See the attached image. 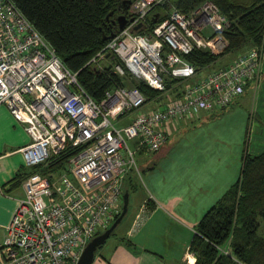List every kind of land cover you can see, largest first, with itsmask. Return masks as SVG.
I'll return each mask as SVG.
<instances>
[{
    "label": "built area",
    "instance_id": "2783aa9c",
    "mask_svg": "<svg viewBox=\"0 0 264 264\" xmlns=\"http://www.w3.org/2000/svg\"><path fill=\"white\" fill-rule=\"evenodd\" d=\"M167 1L132 0L127 8L132 21L85 65L101 70V62L116 58L130 78L162 94L167 93L165 79L182 83L179 97L116 126V121L149 102L161 101H146L138 89L127 87H115L100 102L92 101L76 74L63 66L10 0H0V105L28 137L20 150L24 166L43 164L67 144L85 146L68 159L67 173L51 180L33 173L21 181L22 196L14 200L3 227L0 264H76L85 245L119 214L125 174L129 168L138 173L136 150L157 153L175 130V122H191L202 112L226 109L257 77L262 52L253 48L193 79L200 69L183 57L193 50L223 47L210 36L222 32L227 21L209 1L188 14L170 8L148 34L133 33L154 7ZM113 72L124 73L120 64L113 66ZM127 141L135 147L129 148ZM150 200L145 199L134 215L129 234L139 228ZM191 256L187 250L183 263L193 264ZM91 264L106 263L94 259Z\"/></svg>",
    "mask_w": 264,
    "mask_h": 264
},
{
    "label": "trees",
    "instance_id": "16d2710c",
    "mask_svg": "<svg viewBox=\"0 0 264 264\" xmlns=\"http://www.w3.org/2000/svg\"><path fill=\"white\" fill-rule=\"evenodd\" d=\"M123 1L132 0H10L63 66L76 74L78 85L92 101L100 102L104 93L115 87L136 88L146 101H157L162 98V93L130 78L116 58L101 62V70L85 66L107 43L104 38L119 32L115 19L123 13ZM204 1L213 3L227 21L222 32H214L210 36L212 42L220 40L223 47L217 52L193 50L183 57L188 64L202 70L227 54L253 48L262 50L264 0H168L154 7L146 16L145 23L133 33L148 34L155 23L165 19L170 8L188 14ZM115 64L121 65L123 76L113 72ZM175 82L164 80L165 92L173 98L179 97L178 91L172 90ZM132 144L131 149L135 147V143ZM84 147L67 144L57 156L43 164L26 167L25 172L16 174L8 184L18 187L26 176L33 173L51 180L50 174L65 171L68 159ZM143 152L146 151L138 149L134 156ZM132 176L136 177V173L129 168L124 177L123 193L135 190ZM188 252L194 258L193 264H264V152L243 156L239 178L198 221Z\"/></svg>",
    "mask_w": 264,
    "mask_h": 264
},
{
    "label": "crops",
    "instance_id": "0c3cea01",
    "mask_svg": "<svg viewBox=\"0 0 264 264\" xmlns=\"http://www.w3.org/2000/svg\"><path fill=\"white\" fill-rule=\"evenodd\" d=\"M261 52L257 77L226 109L175 122L160 151L136 155L143 197L120 234L100 247L96 260L184 264L196 224L236 183L243 156L264 152V44ZM27 144L21 125L0 105V239L14 200L22 196L20 185L11 187L8 182L25 172L20 150ZM136 178H131L135 190ZM147 198L151 200L141 224L129 234L130 223Z\"/></svg>",
    "mask_w": 264,
    "mask_h": 264
},
{
    "label": "rangeland",
    "instance_id": "374dc122",
    "mask_svg": "<svg viewBox=\"0 0 264 264\" xmlns=\"http://www.w3.org/2000/svg\"><path fill=\"white\" fill-rule=\"evenodd\" d=\"M207 33L208 30H206ZM221 50V49H220ZM199 51H210L212 52L211 50L207 49V50H199ZM219 50H214V52H217ZM242 53V52H241ZM240 54V53H239ZM235 56L237 55V53H230V54H227L219 59H217L213 64H210L209 66H207L206 68L198 71V73L194 76L193 79H199L200 77H203L204 75L212 72V71H215L217 69H220L228 64H226L232 56ZM236 57V56H235ZM234 57V58H235ZM234 60V59H233ZM232 60V61H233ZM226 64V65H225ZM174 86V88L172 90L174 91H178V93H180V89L182 88V83L181 82H175L172 84ZM158 92V91H156ZM160 93V92H159ZM165 94V95H164ZM164 94H161L162 98L160 99H157V101H161L159 103H155V102H149L148 104L144 105L142 108H140L139 110L135 111V112H132L131 114H129L128 116H126L125 118L121 119V122H116L115 125L116 126H123L125 125L127 122V120L129 119H132L135 117V115L139 112H145V111H148L149 109L151 108H159L162 106V104L168 100V99H171L173 98L172 96L168 95V93H164ZM167 94V95H166ZM165 96V97H164ZM154 108V109H155ZM128 147L129 148H132L133 144L131 141H127L126 142ZM134 163H135V166L136 168L138 169L139 165H138V162H137V157H134ZM62 173H67L66 169L65 171H62V172H55L54 174H50L51 178L54 179L56 178L58 175L62 174ZM136 181H137V188L135 191H129L128 192V195H129V199H128V205H127V210H126V214L123 218V220L121 221V223L117 226V228L114 230V233L113 235L109 236L107 238V240L105 242H108L109 240H111L113 237L117 236L118 234H120V232L122 231V229H124V227L126 226V224L128 223L131 215L133 214V208L135 207V205L141 201L142 197H143V194H144V187H143V184H142V175L141 174H138L136 173ZM123 189H124V186H123ZM142 206V205H141ZM140 209V208H139ZM103 245V244H102ZM101 245V246H102ZM100 246V247H101ZM101 252V248H97L95 253H94V258L93 260L97 257L98 254H100Z\"/></svg>",
    "mask_w": 264,
    "mask_h": 264
},
{
    "label": "water",
    "instance_id": "95a60500",
    "mask_svg": "<svg viewBox=\"0 0 264 264\" xmlns=\"http://www.w3.org/2000/svg\"><path fill=\"white\" fill-rule=\"evenodd\" d=\"M130 1H123L121 3V9H122V14L116 17L115 19V25L118 31H121L126 24L130 23L132 21V18L127 17V8L129 5ZM142 25L137 24L134 26L132 29L133 31L137 30L140 28ZM114 37V34H110L108 37H105L104 40H110ZM107 57V54L105 55ZM127 205H128V194L125 191L122 195V204L120 208V212L118 216L114 219V221L108 226L106 230H104L102 233H100L97 236H94L83 248L81 251L78 260L76 264H91L94 258V253L96 249L101 246L107 238L111 235V233L115 230V228L119 225L121 220L124 218L127 210Z\"/></svg>",
    "mask_w": 264,
    "mask_h": 264
}]
</instances>
